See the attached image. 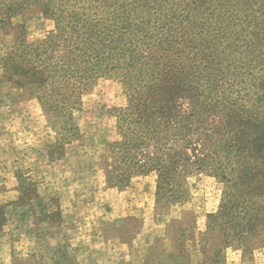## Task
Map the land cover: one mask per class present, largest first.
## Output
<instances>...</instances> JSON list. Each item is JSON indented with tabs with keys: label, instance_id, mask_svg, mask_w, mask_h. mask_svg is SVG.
<instances>
[{
	"label": "trees",
	"instance_id": "trees-1",
	"mask_svg": "<svg viewBox=\"0 0 264 264\" xmlns=\"http://www.w3.org/2000/svg\"><path fill=\"white\" fill-rule=\"evenodd\" d=\"M42 1L43 19L53 20L55 27L62 24L73 37L72 50L67 51L72 62L57 59L54 31L45 39L27 41L25 20L39 11V0H0V28H10L17 18L19 30L14 51L0 65L14 87H26L27 99L40 102L57 135L58 145L49 155L59 157L64 145L80 140L83 95L97 81L111 78L122 85L129 105L114 109L118 138L103 148L99 168L107 187H126L131 177L155 174L157 205H172L170 200L179 201L173 189L181 170L183 176L206 170L224 185L221 207L208 217L210 224L220 222L225 234L222 238L214 230L207 235L210 241L215 236L225 239L216 252L217 263L230 238H255L264 217V103L257 107L254 100L264 98V0H218L215 25L235 15L245 19L233 41L218 51L203 42L204 35L199 45L195 43L203 17L198 9L186 21L174 10L160 27L157 45H152L127 20L131 13L126 9L111 24L89 19L78 0L69 6L57 0L60 9L52 11L48 2L56 0ZM206 20L208 32L214 31L213 19ZM35 87L55 91L42 97L32 93ZM182 145L200 154L182 157L177 151Z\"/></svg>",
	"mask_w": 264,
	"mask_h": 264
},
{
	"label": "rangeland",
	"instance_id": "rangeland-1",
	"mask_svg": "<svg viewBox=\"0 0 264 264\" xmlns=\"http://www.w3.org/2000/svg\"><path fill=\"white\" fill-rule=\"evenodd\" d=\"M62 1L65 6H69V2L74 0ZM54 2L53 5L48 2L49 11L55 7L60 9L59 5L56 6L57 0ZM218 3V0H78L77 5L81 8V13L88 15L89 19L112 21L111 24L119 20L116 18L122 16L123 9H126L131 13L127 20L137 25L138 30H142L141 39L145 35L146 42L152 45H157L161 34L160 27L166 26L167 18L174 10L183 14L186 21L196 13L192 11L198 9L203 17L196 26L195 43L199 45L201 35H204L203 42L210 43L218 51L233 41L241 23L245 21L238 15L230 18L228 14V21L215 25L213 14L218 9ZM43 4L45 2L39 0V9H35L39 11H34L25 20L27 41L45 39L47 33L54 31L53 44L58 51L57 59H64V64L67 61L72 62L73 56L67 51L72 50L73 37L69 32H64L62 24L55 27L53 20L43 19ZM173 4L177 5L176 8H172ZM69 9L65 12H70L71 8ZM127 16L128 12L124 15L125 19ZM124 17L122 27L126 25L123 22ZM208 18H212V26L215 25L212 32H208L211 31V25L206 20ZM17 20L14 19L10 28H0V60L15 49L19 33L15 27ZM203 23L204 30L201 28ZM166 48L167 46H163V49ZM0 87L14 89L22 100H27V88L14 87L3 73L1 65ZM54 91L55 87L50 88V91L42 89L40 92L35 87L32 93L43 97ZM4 99L0 92V108L6 104ZM128 100L122 85L111 78L97 81L83 95V111L80 112L78 120L82 142H73L67 148V156L53 163L54 174L51 177L43 175L44 181L49 179L55 184L58 198L60 192L70 187L78 192L75 200V205L78 201L77 215H74L73 222L63 226L61 235L53 240L39 234V196H36L38 193L32 183L27 181L31 177L39 183V177L42 176L39 164L27 169L22 159L15 157L13 142L3 136V131L11 125V114L6 111L7 114L3 116V110H0V209L4 211L1 210L4 223L0 229V244L5 245L6 253L19 251L33 255L27 260L15 261L14 264H53L57 261L58 251L64 264H181V256L190 255L192 251L198 253L199 249L209 247L211 237L207 235L214 230L220 231L219 236L224 237V231L219 230L220 222L216 225L210 224L208 218L221 207L224 185L206 170L194 171L184 176L181 170L173 189L174 195L179 194V201L170 200L171 203L179 205H157L155 174L131 177L126 187H107L104 172L96 166V162L102 155L104 144L118 138L114 109L117 111L127 108ZM254 100L257 107L264 103V98ZM16 121H19L16 127L23 123L21 119L14 117L13 122ZM56 127L60 131V126ZM16 132L11 133L8 130L4 133L10 134L13 140L17 136ZM183 146L177 150L182 157L184 154L194 159L200 154L192 149L183 150ZM15 168L24 169L19 175L24 183L20 200L15 192L17 182L12 174ZM159 199L169 200L162 197ZM51 207L55 213V202ZM54 220H62L60 212L55 214ZM25 221L32 223L27 225ZM257 224L255 238L251 235L240 239L230 238L227 241L226 250L219 254V264H264V217ZM222 238L216 246L225 242ZM69 253L71 257L68 256ZM242 254L246 256V260L253 254L255 257L244 262Z\"/></svg>",
	"mask_w": 264,
	"mask_h": 264
},
{
	"label": "crops",
	"instance_id": "crops-1",
	"mask_svg": "<svg viewBox=\"0 0 264 264\" xmlns=\"http://www.w3.org/2000/svg\"><path fill=\"white\" fill-rule=\"evenodd\" d=\"M2 91L4 93H2ZM0 92L3 94L5 98L4 101L6 102V104L2 105L0 108V110H3L1 111V115L5 116L7 114L6 111H9L11 114L9 116L11 125L6 131H3V136L9 138V142H13V151H15L13 153H15V157L22 159V163L27 165L25 168L29 169L31 166L39 164V169L41 170L42 176L39 177V183L31 177L29 179L27 178V181L31 182L32 187L36 189L38 193L36 196H39L37 199L39 200V234H42L41 237L46 235L49 240L57 239L63 232V226L73 222L74 215H77L76 209L78 201L75 205V200L78 192L74 187H70L60 192L58 198L55 184L49 181V179L44 181L43 175L51 177V175L54 174L52 168L53 163L61 161L67 156V148H69V146L64 148L63 154L59 157L54 158L52 155H49L48 151L53 152L56 150L58 145L57 135L53 127L49 124L40 102L36 98L22 100L16 90L8 87H0ZM14 117L23 121L19 127H16L19 121L13 122ZM8 130L11 131V133L17 131L15 139L11 140V135L4 133L8 132ZM81 142L82 137L78 143ZM44 152H46V154H44ZM18 155L20 157H18ZM101 157L102 155L98 157L96 162V166L98 167ZM21 171H24V169L15 168L12 172L17 182L15 192L18 194L19 200L23 196L22 187L24 184L21 176H19L22 174ZM67 171L70 172V169ZM53 202H55L57 206V211L55 213L51 207ZM58 212L62 215V220L59 222L54 220V216ZM48 219L50 221H48ZM29 223L32 222L25 221V224L28 225ZM218 238V236H215L210 242L209 247L206 249H199L198 253L192 251L190 255L186 254V256H181V264H218L216 252L218 249L222 248V244L216 246ZM30 256L32 257L33 255H29V253H20L19 251L16 253H12L11 251L6 253L5 245L0 244V264H14L15 261L27 260ZM68 256L71 257L72 255L69 253ZM61 257L62 255L60 251H58L57 261L53 264H64L60 260ZM241 257L244 262H249V258L252 257V259H254L255 255L249 256L247 260L244 254H242Z\"/></svg>",
	"mask_w": 264,
	"mask_h": 264
}]
</instances>
